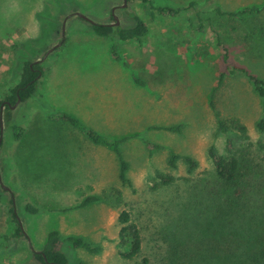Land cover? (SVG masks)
I'll list each match as a JSON object with an SVG mask.
<instances>
[{
    "label": "rangeland",
    "instance_id": "obj_1",
    "mask_svg": "<svg viewBox=\"0 0 264 264\" xmlns=\"http://www.w3.org/2000/svg\"><path fill=\"white\" fill-rule=\"evenodd\" d=\"M147 2L180 12L151 15L141 0H0V100L18 83L26 62L40 61L43 70L30 100L10 109L8 123L2 120L0 264H39L31 251L42 249L49 231L101 248L90 254L62 245L68 264H158L168 243H215L229 235L241 242L225 244L232 252L258 248L264 228V133L256 125L264 120V97L245 74L227 69L242 68L264 82V11L233 19L216 15L213 8L236 12L261 7L264 0ZM114 7L119 27H131L137 16L148 33L140 40L99 37L90 23L73 15L113 24ZM51 110L108 139L128 137L119 150L129 183L119 181L111 151L49 119ZM220 118H238L246 138L235 130L219 132ZM178 125L177 133L165 129ZM11 126L25 129L19 143ZM228 135L240 161L235 183L240 207L230 205L236 195L216 178L208 157L210 147L226 155ZM171 154L189 157L197 166L188 173L180 159L171 169ZM156 172L169 173L175 181L153 190ZM112 188L120 192L119 202ZM89 196L98 202L57 211ZM10 209L23 237H12L16 224ZM122 211L141 236L140 252L130 260L120 255L128 246L118 244ZM246 257L244 264H254ZM191 260L218 264L206 247Z\"/></svg>",
    "mask_w": 264,
    "mask_h": 264
},
{
    "label": "trees",
    "instance_id": "obj_2",
    "mask_svg": "<svg viewBox=\"0 0 264 264\" xmlns=\"http://www.w3.org/2000/svg\"><path fill=\"white\" fill-rule=\"evenodd\" d=\"M141 2L144 5H147V8L149 9L151 15L174 16L180 12L178 9H171L167 7L154 8L147 2V0H141ZM213 11L218 16H226L233 19H241L244 16L250 17L260 14L262 11H264V5L261 7H245L236 12H225L218 7H214ZM133 20L134 24L128 28L110 26L109 24H99L95 22L94 24H90V28L91 31L99 37H111L112 39H117L119 41L140 40L148 33V29L137 16H133ZM223 51L224 53H226L225 50ZM112 57L117 59V56L114 52H112ZM224 58H226V54H224ZM29 64L31 63L26 62L24 64L22 72L20 73L18 83L9 88L3 95V99L0 100V105L3 104L2 120L5 123H8V116L10 113L9 107L13 106L17 100H19L20 103H25L29 101L37 89L40 78H42L43 76V70L39 68L37 64H33L31 67L29 66ZM227 71L229 74H234L235 72L245 74L248 79L253 83L257 94L260 97H264V82L261 79L249 75L244 69L235 66L228 68ZM222 77L223 74L220 75L218 84H220ZM135 82L137 84L139 83L136 80ZM210 105L214 109L212 100ZM51 111V115L48 116L49 119L68 124L69 126L76 129L90 144L95 146H101L111 151L118 161L119 181L122 184L129 183L126 177L128 164L122 158L119 150V145L121 143H124L128 139V137L115 140L108 139L104 135L84 126L78 119L64 112H58L55 110ZM215 113L217 114V112ZM256 126L260 132L264 133L263 119H260L257 122ZM181 127V125H178L165 129L177 133L180 131ZM218 130L219 132H223L225 134L230 133V130H235L239 135L242 136V138H246V127L241 123L238 118L218 119ZM11 131L13 133V140L19 143L22 136L24 135V127L11 126ZM229 135L226 138V155H218L216 150L213 147H210L208 149V157L213 165L216 178L226 186H229V188H232L236 195V198L232 202H230V205L233 207H240L237 199L240 195V190L235 185L239 176L238 173L240 170V161L235 156L233 150L234 141L229 137ZM180 159H182L187 164V172L192 173L197 164L193 159L189 157L181 158L178 155L171 154L168 159V167L174 169L175 163ZM152 180L154 181V184L152 186L153 190H156L161 186L170 185L175 181L174 177L171 174L160 172H156L154 175V179ZM111 191L116 196L117 201L119 202L120 192L114 188H112ZM98 200L99 199L96 196H89L81 200L77 205L73 207L59 209L57 211L65 212L71 209H81L83 207H87L89 205L97 203ZM25 210L30 212L31 214H36L37 212V209H33L30 206L25 207ZM9 212L12 216L14 223L16 224V230L14 231L12 237H23L24 233L21 229L19 221L16 218V215L13 213L12 209H10ZM117 221L120 225L118 232V244L123 247L128 246V251L120 255L126 260L133 259L139 254L141 249V236L139 229L135 224L130 222L129 215L126 212H120ZM258 239V248L253 249L249 253L242 251L232 252L231 249H226L224 247L225 244H231L233 247L234 245L240 246L241 244L238 239L235 240L233 236L230 235L226 237H221L218 241L214 240L215 243H213L209 239L204 240L202 242L200 241L187 245L168 243L167 249H165L163 254L164 258H160L158 264H194V262L191 260L192 255L201 247H206L210 252L211 258L215 261V263L218 264H228V261L234 258H238V260L230 261L231 264H244L241 259H247L248 257L246 256H249L252 261H254V264H264V228L262 229V232ZM62 245H66L68 248L72 249H81L90 254H98L101 251V248L99 246L84 240L82 237L74 235L61 237L57 231H49L42 249L39 251L32 250L31 255L33 259L36 260L39 264H68L67 257L63 253L61 248ZM236 249L240 250L238 249V247H236Z\"/></svg>",
    "mask_w": 264,
    "mask_h": 264
},
{
    "label": "water",
    "instance_id": "obj_3",
    "mask_svg": "<svg viewBox=\"0 0 264 264\" xmlns=\"http://www.w3.org/2000/svg\"><path fill=\"white\" fill-rule=\"evenodd\" d=\"M125 1H126V0H124V2H125ZM115 8H116V7H114V8L111 9V16H112V19L114 20V23H113V24H109L110 26H118V25H119V22H118V20H117V17L114 15ZM73 15L79 17V18L82 19V20L87 21V22L90 23V24H94V22H93L92 20L88 19L87 17L83 16V15L80 14V13H74ZM62 35H63V34H62ZM50 51H51V50H49L47 53H49ZM39 62H40V61L33 62V63L29 64V66L31 67L33 64H38ZM39 75H40V74H39ZM19 103H20V101L17 100L13 106H10V107H9V109H13V108H15ZM2 110H3V104L0 105V133L2 132V128H3V126H2V116H3V114H2Z\"/></svg>",
    "mask_w": 264,
    "mask_h": 264
},
{
    "label": "flooded vegetation",
    "instance_id": "obj_4",
    "mask_svg": "<svg viewBox=\"0 0 264 264\" xmlns=\"http://www.w3.org/2000/svg\"><path fill=\"white\" fill-rule=\"evenodd\" d=\"M34 70H36V69H34Z\"/></svg>",
    "mask_w": 264,
    "mask_h": 264
}]
</instances>
